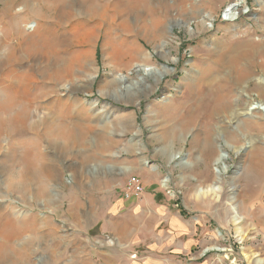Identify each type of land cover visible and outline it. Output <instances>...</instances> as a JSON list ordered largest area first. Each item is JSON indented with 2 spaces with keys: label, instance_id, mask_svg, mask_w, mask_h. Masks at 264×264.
Listing matches in <instances>:
<instances>
[{
  "label": "rangeland",
  "instance_id": "obj_1",
  "mask_svg": "<svg viewBox=\"0 0 264 264\" xmlns=\"http://www.w3.org/2000/svg\"><path fill=\"white\" fill-rule=\"evenodd\" d=\"M263 102L264 0H0V264H264Z\"/></svg>",
  "mask_w": 264,
  "mask_h": 264
},
{
  "label": "built area",
  "instance_id": "obj_2",
  "mask_svg": "<svg viewBox=\"0 0 264 264\" xmlns=\"http://www.w3.org/2000/svg\"><path fill=\"white\" fill-rule=\"evenodd\" d=\"M143 185L139 178L131 177L128 179L126 188H125V197L130 198H139L143 193Z\"/></svg>",
  "mask_w": 264,
  "mask_h": 264
},
{
  "label": "bare ground",
  "instance_id": "obj_3",
  "mask_svg": "<svg viewBox=\"0 0 264 264\" xmlns=\"http://www.w3.org/2000/svg\"><path fill=\"white\" fill-rule=\"evenodd\" d=\"M232 6V5H231ZM231 6H229V7H231ZM236 15H237V12H236V9L234 8V9H231V10H229L228 12H226V14H225V16L230 20V21H232V20H235L237 17H236ZM149 70H152L151 68H144V74H148L149 72ZM249 111L251 112H255V111H260V112H263L264 113V102L263 103H254V104H252L251 105V108L249 109ZM249 112V113H250ZM224 155H220V157L218 158V160H217V163L218 164H220L222 161H223V158H226V157H223ZM174 158H177V155L175 154L174 156H173V159ZM165 184L167 183V181H165L164 182ZM167 185V184H166Z\"/></svg>",
  "mask_w": 264,
  "mask_h": 264
},
{
  "label": "crops",
  "instance_id": "obj_4",
  "mask_svg": "<svg viewBox=\"0 0 264 264\" xmlns=\"http://www.w3.org/2000/svg\"><path fill=\"white\" fill-rule=\"evenodd\" d=\"M143 199H144V198H143ZM165 217H166V220H169V218H170V217L168 218V216H167V215H165ZM172 226H173V228H174V229L177 231V229H176L175 225H173V224H172ZM182 229H183V233H186V232H187V231H186V230H187V228H182ZM188 232H189V231H188ZM132 264H135V263L133 262Z\"/></svg>",
  "mask_w": 264,
  "mask_h": 264
}]
</instances>
